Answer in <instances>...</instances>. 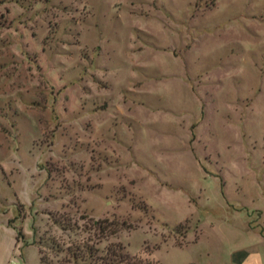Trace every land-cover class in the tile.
Listing matches in <instances>:
<instances>
[{
    "label": "rangeland",
    "instance_id": "obj_1",
    "mask_svg": "<svg viewBox=\"0 0 264 264\" xmlns=\"http://www.w3.org/2000/svg\"><path fill=\"white\" fill-rule=\"evenodd\" d=\"M103 220L151 264L264 254V0H0V264Z\"/></svg>",
    "mask_w": 264,
    "mask_h": 264
},
{
    "label": "trees",
    "instance_id": "obj_2",
    "mask_svg": "<svg viewBox=\"0 0 264 264\" xmlns=\"http://www.w3.org/2000/svg\"><path fill=\"white\" fill-rule=\"evenodd\" d=\"M53 224L64 233L77 231L75 222L71 223L68 219L59 217ZM93 229L94 234L91 237L78 238L77 234L72 240H68L67 244L53 240L49 245V251L55 258L54 264H151L129 256L119 244L98 247L108 237L118 232L113 222L98 221ZM38 261L39 264H51V260L41 250L38 251Z\"/></svg>",
    "mask_w": 264,
    "mask_h": 264
},
{
    "label": "crops",
    "instance_id": "obj_3",
    "mask_svg": "<svg viewBox=\"0 0 264 264\" xmlns=\"http://www.w3.org/2000/svg\"><path fill=\"white\" fill-rule=\"evenodd\" d=\"M228 257L231 264H264V254L262 255L259 249L255 248L244 247L230 253Z\"/></svg>",
    "mask_w": 264,
    "mask_h": 264
},
{
    "label": "built area",
    "instance_id": "obj_4",
    "mask_svg": "<svg viewBox=\"0 0 264 264\" xmlns=\"http://www.w3.org/2000/svg\"><path fill=\"white\" fill-rule=\"evenodd\" d=\"M10 264H15V263H10Z\"/></svg>",
    "mask_w": 264,
    "mask_h": 264
}]
</instances>
